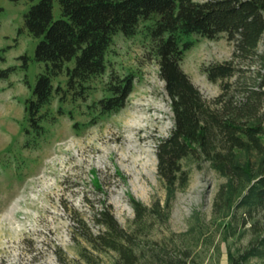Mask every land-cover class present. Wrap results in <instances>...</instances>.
<instances>
[{"label": "rangeland", "instance_id": "obj_1", "mask_svg": "<svg viewBox=\"0 0 264 264\" xmlns=\"http://www.w3.org/2000/svg\"><path fill=\"white\" fill-rule=\"evenodd\" d=\"M31 4L0 0V71L11 68L0 79V264H114V251L97 252L73 238L77 233L72 219H88L95 231L92 207L103 203L111 206L124 229L140 234L145 252L156 240L170 250L187 248L194 264H231V257L258 248L264 231L253 233L249 223H241L245 185L233 188L204 159L182 160L188 174L183 186L171 190L159 177L156 142L170 134L174 119L159 65L141 33L133 38L117 34L107 54L106 73L85 86L68 89L65 73L53 78L54 86L62 89L52 102L55 118L43 123L46 131L38 146L24 145L27 100L37 76L46 70L34 58L39 39L23 27ZM53 16L60 17L56 0ZM234 46L226 35L196 37L180 62L209 100L224 82L236 86L237 75L211 81L206 72L211 65L231 61ZM21 56L27 57L26 65ZM233 60L249 79L260 67L259 61ZM128 76L133 77V90L124 107L96 121L90 105L109 95L113 79ZM240 156L243 161L253 158ZM132 199L149 209L158 205L163 216L147 211L139 219ZM247 264H264V247Z\"/></svg>", "mask_w": 264, "mask_h": 264}, {"label": "trees", "instance_id": "obj_2", "mask_svg": "<svg viewBox=\"0 0 264 264\" xmlns=\"http://www.w3.org/2000/svg\"><path fill=\"white\" fill-rule=\"evenodd\" d=\"M27 1L32 4L23 15V27L39 39L34 58L46 70L37 76L27 100L25 146H38L46 131L43 123L55 118L52 102L62 89L54 86L53 78L65 73L68 89L85 86L106 73L107 54L117 34L133 38L141 33L159 65L174 119L170 134L156 142L159 177L172 190L188 180L182 160L209 161L233 188L239 183L246 186L239 205L243 208L241 223H249L253 233L264 231V48L259 52L264 42V0H56L60 6L57 19L53 16L55 0ZM220 35L234 42L233 59L259 61L260 67L249 79L233 59L211 65L206 69L211 81L238 78L233 89L226 81L221 92L209 100L180 62L196 44V37ZM20 59L26 65L27 57ZM10 72L11 68L1 70L0 79ZM113 80L109 95L90 105L96 121L122 109L133 90V77ZM57 112L61 114L59 109ZM241 153L253 158L243 161ZM131 204L139 219L147 211L163 216L158 205L149 209L135 199ZM92 210L90 222L95 231L89 229L88 219L73 218V232L77 233L73 238L84 240L97 252L114 251V264H194L187 248L173 246L170 250L166 242L154 240L145 252L140 234L124 229L110 205L103 203ZM257 246L231 257V264H247L264 247V236Z\"/></svg>", "mask_w": 264, "mask_h": 264}]
</instances>
